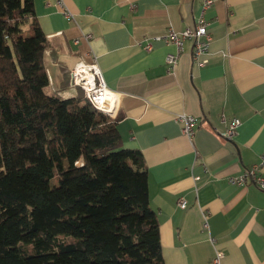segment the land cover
Returning <instances> with one entry per match:
<instances>
[{
	"label": "crops",
	"instance_id": "1",
	"mask_svg": "<svg viewBox=\"0 0 264 264\" xmlns=\"http://www.w3.org/2000/svg\"><path fill=\"white\" fill-rule=\"evenodd\" d=\"M64 3L73 17L57 0H34L53 50L46 55L48 88L77 96L83 90L72 85L71 69L97 60L118 96L113 118L124 147L141 151L148 166L165 264H213L216 248L225 252L222 264H264V189L251 178L244 186L228 182L264 156V0H214L204 12L213 37L208 62H193L188 40L175 72L166 63L175 45L157 38L171 27H193L203 0ZM181 113L197 119L192 138L177 120ZM232 118L241 126L227 140Z\"/></svg>",
	"mask_w": 264,
	"mask_h": 264
},
{
	"label": "trees",
	"instance_id": "2",
	"mask_svg": "<svg viewBox=\"0 0 264 264\" xmlns=\"http://www.w3.org/2000/svg\"><path fill=\"white\" fill-rule=\"evenodd\" d=\"M49 50L34 0H0V264H165L142 152L48 91Z\"/></svg>",
	"mask_w": 264,
	"mask_h": 264
},
{
	"label": "built area",
	"instance_id": "3",
	"mask_svg": "<svg viewBox=\"0 0 264 264\" xmlns=\"http://www.w3.org/2000/svg\"><path fill=\"white\" fill-rule=\"evenodd\" d=\"M213 3L214 0H203L202 15L196 20L193 27H188L183 31H177L171 27L164 35L157 38L163 39L166 43H171L176 47V52L170 53L166 57V63L173 72L176 71L178 60L183 53L185 43L188 40L193 42V62L198 66H203L208 62L207 56L209 54L213 37L208 30L209 24L204 17V12L211 7ZM57 4L64 9V15L67 18L73 17L72 14L66 10L64 0H57ZM91 38V34H86V39L89 40ZM147 42L146 49L150 50L152 45L149 40H147ZM70 75L72 85L80 87L84 92V96L97 110L111 116L112 118L115 116L118 107V96L108 88L102 69L96 59L92 62L80 60L71 69ZM177 120L183 123L184 133L189 138H192L195 133L194 126L197 123L196 117L194 115L181 113L177 116ZM222 120L227 122V117L222 115ZM240 126L241 120L238 118H232L229 120L227 129L224 132V137L227 140L233 139ZM263 169L264 156H262L261 161L258 164L246 168L244 172L239 175L230 176L228 182L232 185L244 186L248 184V181L251 178L253 183L264 189ZM179 203L182 208L185 209L187 207V201L185 199H181ZM203 227L205 230H210L209 213L207 211L203 212ZM210 241L215 244L216 240L213 236H210ZM224 256V250L216 248L212 260L213 264H222Z\"/></svg>",
	"mask_w": 264,
	"mask_h": 264
},
{
	"label": "rangeland",
	"instance_id": "4",
	"mask_svg": "<svg viewBox=\"0 0 264 264\" xmlns=\"http://www.w3.org/2000/svg\"><path fill=\"white\" fill-rule=\"evenodd\" d=\"M25 28H26V30H27V27H25ZM48 91H49V92H51V89H50V88H48ZM53 181L55 182V181H56V179H54ZM53 181H52V182H53Z\"/></svg>",
	"mask_w": 264,
	"mask_h": 264
},
{
	"label": "bare ground",
	"instance_id": "5",
	"mask_svg": "<svg viewBox=\"0 0 264 264\" xmlns=\"http://www.w3.org/2000/svg\"><path fill=\"white\" fill-rule=\"evenodd\" d=\"M232 140V139H231Z\"/></svg>",
	"mask_w": 264,
	"mask_h": 264
}]
</instances>
